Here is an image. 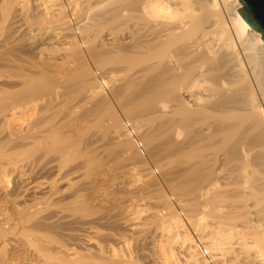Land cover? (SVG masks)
<instances>
[{
	"label": "bare ground",
	"instance_id": "1",
	"mask_svg": "<svg viewBox=\"0 0 264 264\" xmlns=\"http://www.w3.org/2000/svg\"><path fill=\"white\" fill-rule=\"evenodd\" d=\"M66 2H68L67 4L71 5L70 7L72 8V10L76 12L75 14H77L76 15L77 20L76 19L75 20L78 21L80 19L79 23L80 21H82V23H80L82 26H79V24H77V26H75L76 29L75 27L71 28V25L69 24V19H66V16L64 17V14H63L64 8H63V4L61 3V0H45V4H46L45 11L46 10L47 12L50 11L53 13L52 16L59 18V21L56 22L55 27H53V31L55 32L53 39L55 41H57L58 43L59 42L65 43L67 41L68 43H70V45L71 44L75 45L76 42L74 41V38H72L71 36H74L75 30H77L78 26L81 28L83 27L82 28L83 30H81V32L83 31L87 33V37H86L85 36L86 34L82 32L85 38L89 39L92 36L95 37V34L97 35V33L93 34L91 37H88L89 36L88 32H92L93 29H95L94 23L97 22V12H108V14H112L114 16L115 20H117L120 15L125 14L126 18H123L122 20L125 21L124 24L126 25L128 29L127 30L128 32L126 33V35L124 37L123 35L114 36V37L104 35V39L102 38V40L105 42L107 40V44H114V43H118L122 41L125 43V46L127 48V56L120 57V61H119L120 63H125L126 61H128L129 63L130 62L133 63L134 61L138 63L140 62L141 70L139 69L140 70L139 73H141L142 80L144 83L143 95L144 93L147 95V96L144 95L146 96V99L150 103L156 101L155 102L156 108H157V104H159L161 105L160 109L161 108L162 110L166 109L167 112H165L166 113L165 116L169 115L170 117L171 116L173 117L172 114H174L173 118H175V116L176 117L179 116L178 117L179 122L177 121V118H175L177 121L176 124L183 125L184 127L189 126V125L191 126L190 122L192 120H190V118L193 115H195V112H196V115H198V112L199 114L200 112H202L200 115H204V114L207 115L206 116L207 117V132H206L207 133V166H206L207 173H202V171L206 172L204 171L205 168L203 170L202 168H200L202 170L200 171L197 168V165L195 166V169H191L188 171L185 170V172L181 174V178H182V181H181L182 187L180 188L181 190L174 193L176 196H178L177 199H180V201L178 200L179 201L178 204L182 206L186 211V212L184 211L186 213V217L183 215L185 217L184 221L179 218V215L174 211L173 207H171L166 202H165L166 205H165L164 211L163 212H161L162 210L160 211L162 214L159 212L160 213L159 215L161 218L157 217L156 216L157 214L155 215V217L160 218L159 220H157L156 218V221H160L162 219L160 222H162L161 224H164L163 225L165 227L164 230L166 229L164 235L163 234L162 236H160L159 234L158 235L160 237H166L170 239V241L172 240V243H173V245L170 244V246L172 247L170 249L168 248L169 251L167 250L168 252L165 255V261L163 260L164 264H209L212 261H213V264H215L216 259H217L216 257L217 253L219 254L218 259H221V261L223 262V263L221 262L222 264H264V42L260 39V34L255 32L249 26H247L243 22V20L240 18L237 12V9L242 8V5L238 3V0H67ZM31 7L33 6L31 5ZM71 8L69 11L72 13ZM69 14L68 16H70ZM75 14L73 17H75ZM48 15H50V13H48ZM77 16L79 17V19L77 18ZM13 18H16V16ZM70 30L73 32L72 33L73 35H70L71 38L68 35V32ZM79 33L80 32H78V34ZM78 34L76 32V35ZM100 37L101 36L99 35L98 37L99 41L97 39H94L93 37L91 38V40L90 39L89 40L87 39L88 41L86 39L85 40L89 43H91L93 40L94 41L97 40L99 43H101ZM105 42H102V43L104 44ZM74 45H71V47ZM88 48L86 49V53H88L87 50H89V53L92 55V60L96 62L98 69L103 70V68L105 69L107 65L114 64L113 62H111V60L107 57L105 53L101 55L103 51L100 52V50L97 49L100 52L98 54V52H96L95 50L93 51L91 50V48L89 49ZM78 49L79 48H77V50ZM77 50L74 49L73 50L74 53H71L72 51L70 53L74 55H78V52L80 53V51H77ZM91 55H88V56L90 57ZM93 57L95 59H93ZM133 59L135 60L133 61ZM136 59L137 60L139 59L140 61L139 60L136 61ZM94 61H93L94 64L92 63V65H95ZM136 64L137 63H135L134 65L133 63L130 65L134 67L136 66ZM76 69L72 71L73 72L79 71ZM82 70H84L83 72H86V74L90 76L91 72L88 73L90 70H86L84 68H82ZM40 71L41 70H39V72ZM79 72H81L82 74L81 70ZM75 73L77 74V72ZM71 74H73V76H77V75H74V73L72 72ZM88 76H84V73H83L82 77L89 78ZM118 77H120V75ZM135 78H136V75L134 79ZM77 79L79 78L77 77ZM83 80L81 79V81L89 85L88 81L90 80L87 79L88 83L85 82L86 81L85 79ZM129 80L131 79L129 78ZM36 82L39 83V81H36ZM96 82H98V84ZM91 83L92 84H90L89 86L93 85L94 82H91ZM94 84H95V87L91 86L94 89L92 90L91 88L89 89L92 91V94L94 96L93 99H95L96 97V98H99V100L100 98H104V96L102 97V95H104L103 89L101 88L102 86L109 87L110 89L114 86L110 80L105 81L102 79L100 81L99 80L95 81ZM35 86H32L33 92H34ZM84 86L82 85V87ZM120 86H118L119 89H120ZM129 86L132 88V85H129L128 83V86L127 85L124 86L126 87L124 89L126 90L127 87L129 89L130 88ZM28 87H29V84H28ZM38 87L40 89L39 91L41 94L42 90L40 88V84L39 86H37V88ZM24 88L30 91L31 86H30V89H28L26 85ZM84 88H86V86ZM121 88H122L120 89L121 91L117 89L116 92L114 91L113 92L116 93L117 95H120L117 92L122 93L123 91L124 94L123 93L122 94L125 95L126 93L124 92L123 87ZM26 89L23 92L26 93L25 95L27 97L24 96V100L22 99L23 97L20 98V101L22 99L21 102H19L16 98L17 101L15 102H18V103H15L14 102L15 99L13 98L10 100L14 102V105L12 104L10 100L8 101H10L12 105L6 103L7 101L5 102V104H8L7 106L4 105V102H3V105H1L0 103L1 105L0 109H5L2 106L8 107L9 105H11L7 109H5L4 112L2 111V113H0L1 114L0 127H2V129L4 128L3 131H6L5 134L7 133L8 135V136L6 135L7 140L6 139L5 140L7 142L8 141L14 142L12 143L14 144V148L12 150H18V148L21 146L22 147L27 146L25 143H24L25 146H23L24 145L22 144L23 141H20V144H22L21 146L19 142L18 144H16L17 142L15 141H18V140H15L14 138L17 137L18 134L21 137L23 136L25 137V135L30 133L29 129L26 128V127H29L26 121L28 122L29 120L28 116L31 115L32 113V111L30 110L32 103H30L31 104L30 105L28 104L30 101L27 102L25 100L26 99L29 100L28 98L30 97L32 99L34 95L28 97L27 95L28 93ZM90 90L89 91L86 90V91L91 93ZM122 94L120 95V97L123 96ZM89 97H91L92 99L91 94L88 96V98ZM34 99H36V97ZM34 99H32L31 101H33ZM66 100L67 99H65V101ZM88 100L90 101V99ZM42 101H45V100H42ZM120 101L121 99L118 102ZM99 104L103 105V103H99ZM65 107L67 108V105ZM130 107H131L130 104L126 102V107L123 108L125 115H128L132 111L133 108H130ZM143 108L146 109L147 107L144 106ZM30 111L31 113L29 114ZM203 112L205 113L203 114ZM163 113L164 112H162V114ZM75 115L77 116V114ZM111 115H112L111 118H109L111 121L110 126L111 127L113 126V128L114 127L118 128V130H120V128L122 130V127H123L125 131V135L127 136V138L125 135L124 137H122L121 135L123 134L119 135L120 134L118 133L119 131L116 130L115 132L119 135V140L116 142H121V144L119 145H123L124 148L126 147L128 149L133 148L132 147L133 145H131V142H130L131 140H129L131 139L129 138L130 137L129 132H126L125 130V125L132 124L138 131L146 125L147 120L139 119L140 121L138 123L137 122L132 123V121L131 122L129 121V119L130 120L132 119L131 117L129 118V115H128L129 122L128 123L125 122V125L123 124L121 125V122L119 121L118 117L114 116L115 114L113 113H111ZM135 117H132V118H135ZM28 123L30 124V122ZM139 123L140 125H137ZM48 124L49 123H47V125ZM132 125H131L132 129L133 131H135ZM53 127H55L56 129V125H54ZM2 129L0 128V131ZM143 134L146 135L147 132ZM19 136L17 137V139L19 138ZM190 137H194V136L191 135ZM59 139L61 138L59 137ZM59 139L58 141L56 140L58 143L60 141ZM2 141L1 143L3 144V146L0 147L1 148L0 150H2V148L4 149V146H7L5 147V150L7 148L6 151H8L12 145L9 146L10 144L5 141V143L8 144L6 145ZM24 141L26 142L25 139ZM63 141L64 140H62L63 145L67 144ZM101 141L103 142V139ZM15 144H16V147H15ZM17 145H19V147ZM66 147H64V151ZM127 148H126V151L128 150ZM104 152H102V154ZM97 154L99 155L98 152ZM132 158H134V156H132ZM198 158L201 159L200 156ZM95 162L93 161V163L91 162L93 165L90 163L89 165L94 166ZM98 165H95V166L97 167ZM22 166H25V165H22ZM29 168L31 169L30 166ZM24 169L23 168L19 169L16 167L14 171L15 174H17L16 177H19V179H21L23 175H25V172L28 170L27 168H26L27 170H24ZM135 169H136L135 173L137 174L138 178L143 181L142 184L140 183V185L139 184L137 185L141 186L142 188L143 186L150 185L148 181L152 173H150L149 171H148L149 173L148 172L145 173V169L141 166L136 167ZM32 170L33 169H31L30 171L32 172ZM28 172L29 171H27L26 173ZM205 176L207 177L206 179L207 185L203 184L205 183L203 182V180L205 181V178H206ZM29 178L31 177L28 176L27 180L31 181L29 180ZM84 178H82V180H84ZM59 179H60V176H59ZM17 182H18V179H17ZM139 182L140 180L137 183ZM199 183H202L204 185L202 186V184H200L203 188L199 187L200 185L198 186ZM28 184H26L25 181L22 180L21 184L18 186H15V188L12 190V193H9L10 195L8 194L9 203L12 202L14 204H18L17 202H19L17 206L18 208H16L17 214L19 215V217H17L18 221L13 219L16 221V223L15 222L11 223V221L13 220H11L9 216L7 215L5 216L2 212V210L5 208L0 207V213H1L0 214V264H1V261H3L4 264H9V262H11V261L7 262V259L10 260V258H8L9 254L7 251L9 249L7 247L8 242H9L7 241V239L9 237L7 238V236L9 234L10 236H13L14 238H17L20 236L22 242L19 241L18 239L14 241L16 243L20 242L21 246L26 250L25 252V250L21 248L22 250H24L23 252L24 254H26L25 256H27L23 260L25 262L22 263L17 260L18 262L16 264H90L91 260L95 261L97 259L96 256L98 254L96 255V252L92 248H89L88 244H90L89 242L90 239L87 240V236L86 234H84V232L87 229H91V228L93 229L92 227L93 223L91 221H88V219H85L83 221V220H79L75 218H69V217H66V215L62 214L64 212L63 210H65L67 205L69 204L68 203L69 201L67 202L66 200L68 198L67 197L68 194L67 196L65 195L66 197H64V195L63 197H60V198L58 197L55 203H53L54 200L52 202L58 208L59 206L57 205H60V204L63 205L64 204L63 202H65L66 200L65 202L66 205L64 204L65 207L63 206V208L65 209H63L62 206H60L61 209L59 208L60 212L61 211L63 212L60 213L59 211H57L59 210L57 208L54 209L55 211L53 209H52L53 211H51V208H53V206L50 204L53 198L51 187L53 186L49 187L48 189L46 188L47 190L43 189L45 191H42V192L39 191L40 193L38 192L39 194L38 195L36 193V190L32 187V185L29 186ZM38 184L41 185L42 182ZM151 185H153V183ZM98 189L100 190V188ZM134 190L138 191L139 188H137L136 185L135 186L133 185V191ZM69 193L71 194V192ZM194 193L196 195H194ZM70 194L69 196H72ZM154 194H156V192ZM191 194L196 196V199L200 198L201 202L203 201L202 206L199 204V202L195 201V199L190 200V201L186 200L188 202L183 204L182 198L186 199L188 196H191ZM70 198L72 199V197ZM125 199L126 198H124V200ZM139 200H142V199H139ZM45 203L51 205V207H49V205L44 206ZM71 204H73V202L72 203L70 202L69 205ZM199 206H201L200 208L202 209L203 207L207 206V210H206L207 213H204L206 211L200 212L201 209L199 208ZM70 208L75 211L78 209V207L74 204L71 205ZM130 209L132 210V208ZM137 210L138 209H136V211ZM206 217L207 219L210 220L209 223L207 224L209 230H206L207 233L205 235H202L204 232V228L202 227V222L205 220ZM129 221H131V219ZM188 226L190 228L192 227L194 231L197 232V234L195 232L194 235H198V233L200 232L199 239L204 241L205 243L204 249L208 254H210L209 255L211 258L210 260H205L201 257L200 251L197 248V245L193 243L191 233L189 232L192 228L190 229ZM129 227L131 226L129 225ZM132 228H130V230ZM136 228L138 229V227ZM101 229L102 228H100V230ZM144 229L141 228V230H144ZM134 231H137V230H134ZM144 237L145 236H143V238ZM139 238H142V237L139 236ZM11 240H13V238ZM6 247L8 248L7 250H6ZM173 248H174V251L176 252L175 254L173 253ZM127 253L129 254V252ZM179 253H180V256L182 254L181 261L179 260V257L176 256V255H179ZM111 255L112 257L114 256V254H111ZM116 256H117V260H114L116 262H113V264L115 263L116 264H129V261L126 260L128 258V255L126 259L118 257V254ZM114 259H116V257ZM218 259H217V262H218ZM107 262L106 264H108ZM161 264H163V262Z\"/></svg>",
	"mask_w": 264,
	"mask_h": 264
},
{
	"label": "rangeland",
	"instance_id": "2",
	"mask_svg": "<svg viewBox=\"0 0 264 264\" xmlns=\"http://www.w3.org/2000/svg\"><path fill=\"white\" fill-rule=\"evenodd\" d=\"M66 1L67 0H61V3L63 4V8H64L63 9L64 10L63 11L64 17L66 16V19H69L70 16L72 15L71 17H73L76 12H74L72 10V8L70 7L71 5H68L67 4L68 2H66ZM31 5L33 7H31ZM45 5H46L45 0H0V103H1V105H3V102H4V105L7 106L8 104H11V102L14 105L15 101L18 100L19 102H21L22 99L24 100V96L27 97L25 95L26 93L23 92L26 89V88H24L25 85L28 89H30V86H31L30 91L26 89V91L28 93L27 94L28 97L32 96V95H34L36 97V99H34L35 98L34 96L32 98V99H34L33 100L34 102L31 101L32 100L31 97L28 98L29 100H27L25 98L26 99L25 101H27V102L30 101L28 104L32 103V105L30 104L31 105L30 110L33 113V115H32V113L30 111L29 114L31 113V115L28 116L29 118L27 117L29 119L28 122H30V124L26 121L27 125H29V127H26V128L29 129L30 133L25 135V137L23 136L27 143L24 141L23 137L19 136L18 133L17 134H18L19 138L17 139L18 136L14 138L15 140H18V141H15V142H17L16 144H18V142L20 144V141H23L22 144L25 143L27 146H25V144H24L23 146H25V147H22L21 146L22 144H20L21 147H19V145H17L19 147L18 150H12L14 148V144H12V143H14V142H9V141L7 142L6 141L8 135H7V133L5 134L6 131H3L4 128L2 129V127H0L2 129L0 131V147L3 146V144L1 143L2 140H3L2 142H4V144H6L5 143V141H6L7 143L10 144L9 146L12 145L11 148L9 147L10 149L8 151H6L7 148L5 150V147H7V146H4V149L2 148V150H0V207L5 208L2 210V212L5 216L6 215L9 216L11 218V220H13V219L17 220V217H19V215L17 214V209H16V208H18L17 206H18L19 202H17L18 204H14L12 202L9 203L8 194L12 193V190L15 188V186L20 185L22 180H24L26 184L29 183L28 184L29 186L32 185V187L36 190L37 194L39 191L40 192L45 191L49 187L53 186V187H51L52 188V194H53L52 195L53 198H52L51 203H50L53 206V208H51V211H53L54 209L57 208L56 205L53 204L57 201V198L63 197V195H64V197H66L68 194V196H67L68 198L66 199L67 202L69 201L68 202L69 204H70V202L71 203L73 202V204L76 205L78 207V209L76 211L72 210L70 208V206L73 204H71V205L68 204L67 207L68 206L69 207L68 208L66 207V209L63 208L64 204L66 205V203H65L66 200H65V202H63L64 203L63 205H61V204L57 205V206H59L57 209H59V208L61 209L60 206H62V208L65 210H63L64 212L63 211H61V212H63L62 214L66 215V217L75 218V219H79V220H83V221L85 219H88V221H91L93 223L92 224L93 229L92 228L87 229L84 232V234H86V236H87V240L90 239L89 240L90 244H88L89 248H92L96 252V255L98 254L96 256L97 259L95 261L91 260L90 264H106L107 261H108L107 262L108 264H110V263L113 264V262H116L114 260H117V256H116L117 254H118V257H121L124 259H126L127 255H128V258L126 260L129 261V264H137V263L138 264H155V263L158 264V262H159V264H161L162 262L164 264L165 255L167 254L169 249L172 247V246H170V244L173 245V243H172V240L170 241V239H168L166 237H160V236H162V234L164 235L166 229L164 230V228H165L163 226L164 224H161L162 222H160L162 219L160 221H156V218L160 217L159 214L164 211V208L166 205L165 202L168 203L171 207H173L174 211L179 215V218L181 220L184 221V219L186 217V213H185L186 211L182 206H180L178 204L180 199H177L178 196H176L174 193L181 190L180 189L182 187L181 174L183 172H185V170L188 171L191 169H195V166L197 165V168L200 171H202L205 168L204 171H206V172L202 171V173H207V169H206L207 168L206 167L207 166V133H206L207 132V117L206 116L207 115L204 114L205 112H203L204 115H200L202 112H200V114L198 112V115H196V112H195L196 116L193 115L190 118V120H192L190 122L191 126L189 125V126L184 127L183 125H177L176 124L177 121L179 120L178 115H177L178 117L175 116V118H177V121H176V119L173 118L174 114H172L173 117L166 115L167 117L169 116L167 118L165 116V114H166L165 112H167V111H166V109H163V110H162V108L160 109L161 105L157 104V108H156V105H155L156 98L154 100L155 102H152V103H150L146 99L147 95L145 93H144V95H146V96L143 95L144 83L142 80L141 73H139L141 70L140 62L139 63L135 62L134 61L135 59H133L134 65H135V63H137L136 66L133 65L134 67H132L130 65L133 63H131V62L129 63L128 61H126L125 63H120L119 62L120 57L127 56V48L125 46V43L122 41V42H118V43H114V44H107V40H106V42L102 40V38L104 39V35H108L110 37L120 36V35H123V37H124L126 35V33L128 32L127 31L128 29H127L126 25L124 24L125 21L122 20L123 18H126L125 14L120 15L119 18L117 20H115L114 16L112 14H108V12H97V22L94 23L95 29H93L92 32H88V34H89L88 37H91L93 34L97 33L98 36L95 34V37L94 36H92V37L99 41L98 37L100 35L101 36L100 37L101 43H99L97 40L94 41L93 39L92 40L94 42L93 41L91 43L87 42L89 39L91 40L92 37L89 39L85 38V36L87 37V33L83 32V31L82 32L86 35L84 36V34H82L81 30H83L82 29L83 27L82 28L79 27V26H82L80 24V23H82V21H80V23H79L80 19L78 16H77V18L79 20L76 21L77 20L76 19L77 14H75V17H73L74 22L76 21L75 22L76 26H77V24H79V26L77 27V30H75L74 36H71L72 38H74V41L76 42L75 45L71 44V45H74L71 47L70 43H68L67 41L65 43L64 42L58 43L57 41H55L53 39V36L55 34V32L53 31V27H55V24H56V22L59 21V18L52 16L53 15L52 12H50V11L47 12V10L45 11V8H46ZM70 8H71V11L73 14L69 11ZM67 10L71 14H69ZM28 12H29V14H28ZM48 13H50V15H48ZM68 14L70 16H68ZM15 16H16V18H13ZM70 31L68 32L69 37H70V35H73L72 34L73 32L72 31L70 32ZM76 32H77V34H78V32H80L79 33L80 35L79 34H78L79 36L76 35ZM85 39L86 40L88 39V40L86 41ZM102 42H105V43L103 44ZM76 44L78 47L76 46ZM75 46L79 49L77 50V48ZM86 47L91 48V50H93V51L95 50L96 52H98V54L103 51L101 55H103L105 53L107 55V57L111 60V62H113L114 64H111L112 66L107 65L105 69L103 68V70L98 69L96 62L94 60H92V55L89 53V50H87L88 53H86V49H87ZM74 49L77 51H80V53L78 52V55L71 54V53H74L73 52ZM97 49H99L100 52ZM40 52H41V54H40ZM62 55H63V57H62ZM88 55H91V56L89 57ZM93 59H95V58L93 57ZM138 60L136 59V61H138ZM93 61L95 62V65H92ZM127 64L130 65L131 67L128 66ZM82 68H84L86 70H90L88 72V73L91 72L90 76H88V74H86V72H83L84 70H82ZM74 69L79 70V71L81 70L82 74L79 71H75V72H77V74H76L75 72L72 71ZM39 70H41V71L39 72ZM71 72L77 76H73V74H71ZM83 73H84V76H88L89 78L82 77ZM119 75H120V77H118ZM135 75H136V78L134 79ZM131 76H132V78H131ZM77 77L79 79H77ZM129 78L132 81L129 80ZM81 79L82 80L85 79L86 80L85 82L86 83L89 82L88 83L89 85L92 84L91 82L95 83V81H98V80L100 81L101 79L105 80V81L110 80L114 86L111 88L112 90L109 87H105V86L103 87L102 86L101 88L103 89V94H104V95H102V97L104 96V98H100V100H99V98L95 97V99H93L94 96H93L91 90L94 89L93 87H95V84L93 83V85H91L93 87H91V86L85 84L83 82L84 80L81 81ZM87 79L90 81H88ZM35 80L39 81V83L36 82ZM136 81H138V82H136ZM27 83L29 84V87H28ZM96 83L98 84V82H96ZM128 83H129V85H132V88L129 86L130 88L128 89V87H127V89L125 90L124 88H126V87H124V86H126V85L128 86ZM31 84H33V85H31ZM39 84H40V88L42 90L41 94L39 91L40 90L39 87L37 88V86H39ZM35 85H37V86H35ZM82 85L83 86L85 85L86 88H84L85 86L82 87ZM120 85H122V86H120ZM32 86H35V88L33 87L35 94L33 92ZM118 86H120V89H122L121 87H123V90L126 93L125 95H123L124 94L123 91H122L123 94L117 92L120 95L122 94L123 95L122 97H120V95H117L116 93H114L117 91V89L119 91H121L118 88ZM87 87H88V89H87ZM141 87H143V88H141ZM89 88H91V90ZM105 88H106V90H105ZM4 90H5V92H4ZM31 90H32V92H31ZM86 90H88V91L90 90L91 93H89ZM6 91H8V92H6ZM87 92H88V94H87ZM108 92L111 94H109ZM77 94H79V95H77ZM85 94H86V96L87 95L89 96L91 94L92 99H91V97H89V98H88V96L86 97ZM36 95H38V96H36ZM117 96H119V97H117ZM42 97H43V99H42ZM13 98L15 99L14 102L12 100H10ZM16 98H17V100H16ZM20 98H22L21 101H20ZM39 98H40V100H39ZM118 98L121 99L120 102H118L120 100ZM65 99H67V100L65 101ZM88 99H90V101ZM8 100H10L11 102ZM42 100H45V101H42ZM5 102L8 104H5ZM126 102H128L130 104V106H131L130 108H133L132 111L128 114L129 118L131 117V119H132V120L129 119L130 122L132 121V123H135V122L138 123L140 121L139 119H141V120L146 119L147 120L146 125L138 131L131 124L133 126L134 130L139 134L138 135L139 139H140L141 143L143 144V146L145 147V150L147 153V156L145 158L138 155L139 153L136 151L132 141H130L131 145H133L132 146L133 148H131L132 150L128 149L126 147L129 151L128 150L126 151V148H124L123 145H119V144H121V142H116L119 140V135L123 134V135H121L122 137H124V135H125V131H124L123 127H122L123 131H122L121 128H120V130H118V128H115V127L113 128V126L112 127L110 126L111 121L109 118H111V116H112L111 113L115 114L114 116L118 117L119 121L121 122V125L122 124L125 125V122H127V123L129 122L128 121V115H125L124 111H123L124 110L123 108L126 107ZM15 103H18V102H15ZM99 103H103V105H100ZM40 104H42V105H40ZM115 104H117V105H115ZM11 105H9L8 107H10ZM66 105H67V108H69V109H67L65 107ZM104 105H106V106H104ZM5 106H2V107L7 109L8 107H5ZM144 106H146L147 108L146 109L143 108ZM43 107L44 108L46 107L45 108L46 110ZM5 109H0V113H2V111L4 112ZM32 109H34V110H32ZM101 109H103V110H101ZM106 112H107V114H106ZM162 112H164V113L162 114ZM206 113H207V111H206ZM75 114H77V116ZM167 114H169V113H167ZM135 116H137V117H135ZM0 117H1V114H0ZM132 117H135V118H132ZM194 117H195V119H194ZM67 120H68V122H67ZM87 120H88V122H87ZM199 121H201V122H199ZM47 123H49V124L47 125ZM50 124H52V125H50ZM54 125H56V129H55V127H53ZM137 125H140V123ZM201 125H203V126H201ZM204 125H206V126H204ZM96 126H98V127H96ZM50 127H51V129H50ZM92 127H93V129H92ZM94 127H96V128H94ZM190 127H191V129H190ZM49 130H51V131H49ZM116 130L119 131L118 132V133H120L119 135L115 132ZM144 131L147 132L146 135L143 134V133H145ZM32 132H34V133H32ZM114 132L116 133V135ZM121 132H123V133H121ZM46 133H48V134H46ZM49 133H51L52 135ZM46 135H47V137H46ZM189 135L190 136L192 135L194 137H190ZM115 136H117V137H115ZM59 137L61 139H59ZM102 137H104V138H102ZM62 138H64V139H62ZM126 138H127V136H126ZM19 139H21V140H19ZM58 139L60 140L59 143L57 142ZM102 139H103V142L101 141ZM62 140H64L63 142L67 143V144H64L65 146L63 145ZM65 140H67V141H65ZM129 140H131V139H129ZM12 141H14V140H12ZM100 141H101V143H100ZM16 144H15V147H16ZM6 145H8V144H6ZM60 145H62V146H60ZM91 146H92V148H91ZM120 146H122L123 148ZM64 147H66L65 151H64ZM98 148L101 150H99ZM104 148H106L107 150ZM60 149L63 152H61ZM102 149H103V151H102ZM10 150H12V151H10ZM94 151H95V153H94ZM96 151L99 153V155L97 154ZM102 152H104L105 154L104 153L102 154ZM122 154L124 157L122 156ZM125 154H126V156H125ZM131 155L134 156V158H132ZM85 156H87V157H85ZM199 156L201 157V159L198 158ZM91 158H92V160H91ZM113 158H115V159H113ZM202 160H204V161H202ZM93 161L94 162L96 161L94 163L95 165H98V164L99 165L97 167L95 165L92 166ZM140 161H142V162H140ZM138 162H140V163H138ZM89 163L92 165L90 166ZM20 165H21V167H20ZM22 165H25V166H22ZM29 166L31 167V169H33L32 172L30 171L31 169L29 168ZM99 166H100V168H99ZM135 166L136 167H140V166L143 167L145 169V173L148 171L150 173H152L151 177L149 178V181H148L150 183V185L143 186V188L141 186H139L140 183L142 184L143 181L141 179H139L137 174L135 173V170H136ZM198 166H200V167H198ZM16 167L19 169L20 168L24 169V167H25L24 170L28 169L27 171H29L28 172L29 174L26 173L27 172L26 171L25 175H23V177L21 179H19V177H16L17 174H15V172H14ZM109 167H111V168H109ZM200 168H202V170ZM127 169H128V171H127ZM77 170H78V172H77ZM57 172H58V174H57ZM64 172H65V174H64ZM74 172H75V174H74ZM80 172H81V174H80ZM59 173H60V175H59ZM84 174H85V176H84ZM28 176L31 177V178H29V180H31V181L27 180ZM59 176H60V179H59ZM82 178H84V180H82ZM17 179H18V182H17ZM206 179H207V177L205 178V181L203 180V182H205L203 184L207 185ZM137 180L138 181L140 180V182L137 183L138 182ZM84 181L86 184L84 183ZM40 182H42V184L44 183L45 186H44V184L43 185L38 184ZM135 182H136V184H135ZM200 182H202V181H200ZM152 183H153V185H151ZM137 184H139V185H137ZM200 184H202V183H199L198 186ZM203 184H202V186H204ZM133 185L134 186L136 185V187L139 188V190L133 191ZM206 185H205V187H206ZM42 186H44V187H42ZM202 186L200 185L199 187H202ZM155 187H156V189H155ZM98 188H100V190L101 191L103 190V191L101 192ZM157 188L160 190H158ZM43 189H45V190H43ZM69 192H71V194ZM155 192H156V194H154ZM157 192H159V193H157ZM69 194L72 196H69ZM153 195H154V197H153ZM194 195H196V194L194 193ZM194 195L191 194V196H188L187 198H189V199H187V198L183 199L182 198L183 204L188 202L186 200L190 201V200L195 199V201L199 202V204L202 206L203 201L201 202L200 198L196 199V196H194ZM70 197H72V199ZM124 198H126V199L124 200ZM139 199H142V200H139ZM53 200H54V202H53ZM181 204H182V202H181ZM45 205H49V204L45 203L44 206ZM51 205H49V207H51ZM201 206H199V208ZM85 208H87V209H85ZM130 208H132V210ZM60 209L57 211L60 212ZM136 209H138L137 210L138 212L136 211ZM141 209H143V210H141ZM200 209H201L200 212L206 211L207 206L203 207L204 210L202 208H200ZM79 210H80V212H79ZM86 210H87V212H86ZM72 212H74V213H72ZM81 212H82V214H81ZM83 212H84V214H83ZM155 212H157V213H155ZM204 213H207V211ZM80 215L83 217H81ZM84 215H85V217H84ZM155 215L157 217H155ZM133 216H135V217H133ZM160 218H157V220H159ZM130 219H131V221H129ZM15 220L11 221V223L12 222L16 223ZM132 221L136 224H134ZM209 221L210 220L207 219V217H206L205 220L203 221L205 223L202 222V227L204 228V232L202 235H205L207 233L206 230H209L208 225H207L209 223ZM86 222H87V220H86ZM128 224L131 227H129ZM102 225H104V226H102ZM124 225L127 227H125ZM133 226H135V227H133ZM150 226H151V228H150ZM132 227L134 228V230H137V231H134ZM136 227H138V229ZM144 227H145V229H144ZM100 228H102V229L100 230ZM130 228H132V229L130 230ZM141 228H143L144 230H141ZM191 230H192V232H191ZM191 230L189 232L191 233L193 243L196 244V242H199L204 247V245H205L204 241L199 239V237H200L199 233L200 232L198 233V235H194V233L196 231H194L193 228ZM130 231H131V233H130ZM144 232H146V233H144ZM192 233L195 237L192 235ZM128 234L130 237L128 236ZM196 234H197V232H196ZM138 235L142 238H139ZM142 235L145 237L143 238ZM8 237L9 238L12 237L13 240H11L12 238L9 239ZM92 237H93V239H92ZM7 238H8L7 241H9L7 247L9 249L6 247V250L8 249L7 250L8 254H9L8 258H10V260L7 259V262L11 261V262H9V264H16L18 261L24 263L25 261H23V260H24V258L27 257V256H25L26 254H24V252H23L25 249L21 246L20 242H18L19 243L18 244L14 241L16 239L21 241V237L19 236L17 238H14L13 236H10V234H9L7 236ZM129 239H130V241H129ZM163 240H164V242H163ZM200 241L203 243H201ZM124 242L126 245L124 244ZM147 242H149L150 244ZM168 242H170V243H168ZM161 243H163L164 245ZM167 244H168V246H167ZM21 248L24 250H22ZM112 250H114L115 252ZM125 250L127 252H129V254ZM25 252H26V250H25ZM103 252H104V254H103ZM171 252H172V250H171ZM173 253L174 254L176 253L174 251V248H173ZM111 254H114L113 257L114 258L116 257V259H114ZM176 256H178L179 260L181 261L182 254L180 256V253H179V255H176ZM22 257H23V259H22ZM216 257L218 259V257H219L218 253L216 254ZM217 259H216V262H217ZM216 262H215V264H217V263L220 264L222 261H221V259H218V262L217 263ZM2 263L4 264L3 261H1V264ZM211 264H213V261Z\"/></svg>",
	"mask_w": 264,
	"mask_h": 264
},
{
	"label": "water",
	"instance_id": "3",
	"mask_svg": "<svg viewBox=\"0 0 264 264\" xmlns=\"http://www.w3.org/2000/svg\"><path fill=\"white\" fill-rule=\"evenodd\" d=\"M242 8L237 12L243 22L260 34V39L264 42V0H238Z\"/></svg>",
	"mask_w": 264,
	"mask_h": 264
},
{
	"label": "built area",
	"instance_id": "4",
	"mask_svg": "<svg viewBox=\"0 0 264 264\" xmlns=\"http://www.w3.org/2000/svg\"><path fill=\"white\" fill-rule=\"evenodd\" d=\"M69 24L73 28H74V26H76L72 17L69 18ZM125 130H126V132H129V136L131 138V141L133 142V145H134L136 151L139 153V155L141 157L145 158L147 156V153H146L145 147L141 143L139 136L136 133V131H133L131 125H128V124L125 125ZM196 245L200 251L201 257L205 260H210L211 258L209 256V254L205 251L204 247L199 242H196ZM211 263H209V264H211Z\"/></svg>",
	"mask_w": 264,
	"mask_h": 264
}]
</instances>
